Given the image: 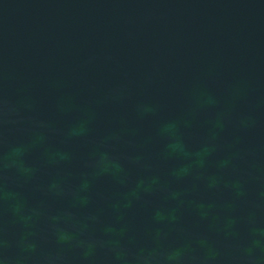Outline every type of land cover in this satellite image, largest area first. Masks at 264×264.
<instances>
[{
  "label": "water",
  "instance_id": "1",
  "mask_svg": "<svg viewBox=\"0 0 264 264\" xmlns=\"http://www.w3.org/2000/svg\"><path fill=\"white\" fill-rule=\"evenodd\" d=\"M0 97V264H264V0H0Z\"/></svg>",
  "mask_w": 264,
  "mask_h": 264
},
{
  "label": "clouds",
  "instance_id": "2",
  "mask_svg": "<svg viewBox=\"0 0 264 264\" xmlns=\"http://www.w3.org/2000/svg\"><path fill=\"white\" fill-rule=\"evenodd\" d=\"M125 95L123 90H114L111 93V97L114 100H118ZM150 110L147 105H138L137 111L144 112ZM20 108L11 100L5 97H0V126L7 127L16 122V118L19 116ZM76 127L79 128L77 133L80 136L87 134V124L86 122H81ZM174 131L173 135L169 137V143H177L182 141V136L178 126L173 125ZM7 144V140L4 141ZM24 151L22 146H8L7 151L0 157V179L3 183H0V193H3V197L0 198V204L5 205L14 215L20 216L25 211L20 199L15 192V189L8 185L7 176L9 171H15L18 175L27 176L31 172V168L26 164L20 163L24 159ZM94 172L96 176H113L116 178L119 174L123 172V165L120 159L110 152L102 151L99 152L94 164ZM131 196L134 199L141 198L142 195L150 191L149 188L143 185V182H138L132 187ZM6 244L5 241H0V247Z\"/></svg>",
  "mask_w": 264,
  "mask_h": 264
}]
</instances>
